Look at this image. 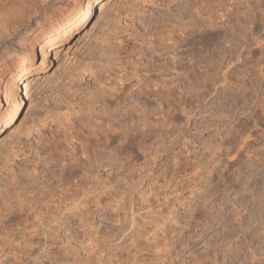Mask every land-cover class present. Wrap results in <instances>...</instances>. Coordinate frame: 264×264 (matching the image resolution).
<instances>
[{
	"label": "rangeland",
	"instance_id": "374dc122",
	"mask_svg": "<svg viewBox=\"0 0 264 264\" xmlns=\"http://www.w3.org/2000/svg\"><path fill=\"white\" fill-rule=\"evenodd\" d=\"M35 1L36 23L48 28L83 0L51 10ZM20 26H0L5 77L24 98L0 130V199L32 186L30 175L46 183L29 194L81 192L70 207L97 209L98 230L84 244L113 252L85 264H264V0H98L44 69L18 79ZM39 60L37 52L30 63ZM158 126L163 135L144 133ZM129 217L137 234L115 239L118 219ZM21 236L0 229V264H14L3 250Z\"/></svg>",
	"mask_w": 264,
	"mask_h": 264
},
{
	"label": "bare ground",
	"instance_id": "6f19581e",
	"mask_svg": "<svg viewBox=\"0 0 264 264\" xmlns=\"http://www.w3.org/2000/svg\"><path fill=\"white\" fill-rule=\"evenodd\" d=\"M27 1L28 0H7L0 4V26L14 29V27H17L20 23L24 24V26H20L21 30L20 32L18 31L19 34L16 39L14 38L16 41L15 54L19 59L15 61L12 72L18 79L25 77L33 70L44 69L43 65L49 62L48 56L51 51L50 49L62 42V37L64 35L72 33L85 25L92 17L94 6L98 2V0H83L75 9L58 12L51 18L53 23L50 27L42 28L36 23V1L31 0L32 7L27 5ZM54 2L66 4L67 0H49L45 5L46 9L51 10ZM237 19L240 20V18ZM193 20L194 19H192V21ZM215 21L216 20L210 18L205 20L210 26L214 25ZM191 23L193 24V22ZM39 36L42 38L40 41H37ZM239 36L242 35H238V37ZM37 52L40 55V60L37 65H34V63H30V61L36 56ZM10 63L7 56L3 55L0 58V130H3L16 118L24 104L23 96L18 95L16 90L11 88V79L13 77L9 75L5 77ZM24 87V91L26 92L27 87L25 85ZM134 122L132 126L135 127L137 122L136 120H134ZM162 129L161 126L147 128L144 133L150 134L149 136H158L162 134ZM94 133L98 132L95 131ZM123 136L126 137L127 133H123ZM106 139L111 145V143H113L112 141L116 139L115 132L111 135H106ZM111 151H115L114 145ZM19 180L20 179H17L16 181L17 185L21 183ZM27 180H29L28 185L32 186H27L26 183V186L23 187L16 185L12 186L13 190H6V194L3 193L0 199V208L3 209V211L0 210L2 214L0 218V229L7 235V238L13 236L18 237L19 234H22V241H19L20 243L16 242L18 244H11V247H13L11 249H13V251L16 249L17 252H12L9 247L3 248L7 257H15L14 264H85V262L92 261V258L97 257L101 249H103L106 255L103 257V254H100L101 257L99 256V260L102 257L107 259L109 254L113 253L112 249L104 250V246L100 243L95 244L96 247L92 244H84V242H86V235L89 232L98 230L97 227H90L94 223L91 219V214H94L97 209L90 210L89 208H85L82 211L84 205H82V203L84 200H81L80 204H75L76 206L73 208L70 207L72 206V202L67 201L68 196L73 193V195L80 196L81 192L75 194L78 190L72 191L70 188H64L59 195H56L55 190L57 189L53 190L47 186H42L32 194H29L30 189H33V185L37 181L46 183V179L40 180L36 176L30 175ZM20 195H22L23 198H20ZM96 205H98V202ZM118 220L119 224L115 225L118 229L115 233V239L120 238L123 234H126L127 231L125 239L131 240L134 234L136 235L138 232L139 221L134 217L130 219L120 218ZM71 223L77 225L75 231L74 229H68ZM242 226L246 225L243 223ZM88 227L90 228L88 229ZM63 229L65 230L64 232L62 231ZM65 235L72 238L65 240ZM12 240L13 239H9L8 243ZM148 245L149 244L142 248L147 251L149 248ZM84 248H90L92 254L83 255L81 250ZM144 254H147V252H144ZM256 258L257 257H255V259ZM40 259L41 261H39Z\"/></svg>",
	"mask_w": 264,
	"mask_h": 264
}]
</instances>
